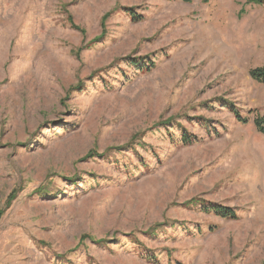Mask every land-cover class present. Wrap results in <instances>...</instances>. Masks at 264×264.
<instances>
[{"label":"rangeland","instance_id":"rangeland-1","mask_svg":"<svg viewBox=\"0 0 264 264\" xmlns=\"http://www.w3.org/2000/svg\"><path fill=\"white\" fill-rule=\"evenodd\" d=\"M258 1L0 0V264H264Z\"/></svg>","mask_w":264,"mask_h":264},{"label":"trees","instance_id":"trees-1","mask_svg":"<svg viewBox=\"0 0 264 264\" xmlns=\"http://www.w3.org/2000/svg\"><path fill=\"white\" fill-rule=\"evenodd\" d=\"M180 1L185 2V3H190L192 0H180ZM253 2L257 3L260 1L253 0ZM120 12L125 13L133 22H139L143 19L141 15L135 13L133 8H124V9H121ZM108 17H109V14L105 16V20ZM68 19L70 20L69 17ZM97 40L98 39H96V41ZM127 64L133 66L137 71H148L150 70L148 67L153 66V65L148 66L147 62H144V59H127ZM249 75H250V78L254 82L264 84V66L261 68H256V69L251 70L249 72ZM237 112L238 111H234L232 113L234 114L238 122L243 123V124L249 122V118L240 117V115ZM252 123H253V127L255 128V131L264 135V113L262 114L255 113V117L253 118ZM178 142L182 146H192V145L198 144L200 142V139L196 135L189 134L186 131H183ZM185 205H192L194 207H199L200 211H203L204 213L212 212L213 214L219 217L225 218V219H230V220L237 219L236 213L233 209L218 206V205H211V203H206L202 201L200 202L198 199L189 200L188 202L185 203ZM149 231L153 232V228H150ZM149 259H152V258H149Z\"/></svg>","mask_w":264,"mask_h":264}]
</instances>
